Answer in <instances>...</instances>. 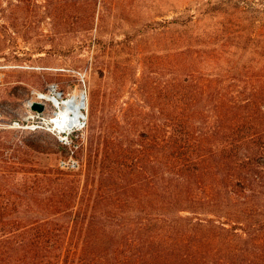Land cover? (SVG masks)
<instances>
[{
    "label": "trees",
    "instance_id": "1",
    "mask_svg": "<svg viewBox=\"0 0 264 264\" xmlns=\"http://www.w3.org/2000/svg\"><path fill=\"white\" fill-rule=\"evenodd\" d=\"M259 12L247 20L252 58L234 57L227 30L210 56L222 72L177 76L178 106L162 121L135 114L138 140H113L82 188L58 171L14 191L0 180V264H264ZM12 143L0 140V162Z\"/></svg>",
    "mask_w": 264,
    "mask_h": 264
},
{
    "label": "rangeland",
    "instance_id": "2",
    "mask_svg": "<svg viewBox=\"0 0 264 264\" xmlns=\"http://www.w3.org/2000/svg\"><path fill=\"white\" fill-rule=\"evenodd\" d=\"M261 10L264 0H0V120L30 114L28 98L47 92L51 82L63 99L85 94L80 167L66 172L57 166L64 150L46 126L0 127V140L13 141L4 150L8 162H0L2 185L23 189L34 174L58 171L82 188L87 176L105 170L102 158L113 140L121 146L138 140L135 114L150 111L162 121L163 112L178 106L177 76L190 66L222 72V58L210 56L229 42L227 30L234 57L252 58L247 20L262 17ZM50 102L39 118L57 115Z\"/></svg>",
    "mask_w": 264,
    "mask_h": 264
},
{
    "label": "built area",
    "instance_id": "3",
    "mask_svg": "<svg viewBox=\"0 0 264 264\" xmlns=\"http://www.w3.org/2000/svg\"><path fill=\"white\" fill-rule=\"evenodd\" d=\"M53 91L58 94L59 97L64 96L59 92L56 84L54 82L47 84V92ZM38 95V92H35ZM40 94L45 92H40ZM33 101H38L36 99V94L28 98L27 100V106L30 108L31 113L27 114L24 118L21 119H14L9 120L7 122H2L0 120V127L3 128H14V129H24V128H30V129H37V128H43L46 126V129L50 132H52L59 143V145L64 150V153L61 154L57 159V166L63 170V171H74L77 170L80 167V159L78 157V149L81 145L80 140H78V136L80 135L77 130L80 127H83L85 122V115L81 118L82 125H71V126H65V127H54L50 125V119L45 120L43 117L39 118V114H41L42 111H36L31 109V104ZM62 101V99H56L55 103L58 107L59 103ZM40 102V101H39ZM51 103V102H50ZM54 107V106H52ZM45 108V106H44ZM55 109V107H54ZM54 114H56L57 110H54ZM54 116V115H53ZM50 125V126H49Z\"/></svg>",
    "mask_w": 264,
    "mask_h": 264
},
{
    "label": "bare ground",
    "instance_id": "4",
    "mask_svg": "<svg viewBox=\"0 0 264 264\" xmlns=\"http://www.w3.org/2000/svg\"><path fill=\"white\" fill-rule=\"evenodd\" d=\"M36 99L42 102L44 106L46 102L50 100L56 108H59L57 115L49 120L55 128L79 125L81 123V118L84 115L83 110L85 108V94L83 90H79L77 94L69 95L65 99L59 97L58 94L53 91L42 94L38 92V95L36 94ZM55 99H62L58 107L56 106Z\"/></svg>",
    "mask_w": 264,
    "mask_h": 264
},
{
    "label": "water",
    "instance_id": "5",
    "mask_svg": "<svg viewBox=\"0 0 264 264\" xmlns=\"http://www.w3.org/2000/svg\"><path fill=\"white\" fill-rule=\"evenodd\" d=\"M31 109L36 111H42L44 109V104L39 101H33L31 104Z\"/></svg>",
    "mask_w": 264,
    "mask_h": 264
}]
</instances>
